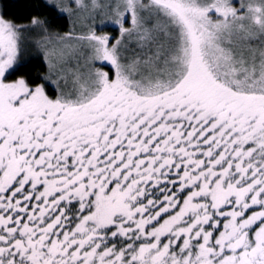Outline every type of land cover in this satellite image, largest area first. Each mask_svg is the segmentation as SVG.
Instances as JSON below:
<instances>
[{"label":"snow or ice","instance_id":"6c2138e0","mask_svg":"<svg viewBox=\"0 0 264 264\" xmlns=\"http://www.w3.org/2000/svg\"><path fill=\"white\" fill-rule=\"evenodd\" d=\"M47 3L0 10V264H264V0Z\"/></svg>","mask_w":264,"mask_h":264},{"label":"trees","instance_id":"16d2710c","mask_svg":"<svg viewBox=\"0 0 264 264\" xmlns=\"http://www.w3.org/2000/svg\"><path fill=\"white\" fill-rule=\"evenodd\" d=\"M0 10L6 11L10 17H25L30 19L31 16H39L47 18L53 29L66 31L69 29L70 23L66 15L59 14L52 9L46 0H0ZM23 22H26L24 20ZM43 64L42 57L40 63L37 64L35 70L44 71L41 67Z\"/></svg>","mask_w":264,"mask_h":264},{"label":"rangeland","instance_id":"374dc122","mask_svg":"<svg viewBox=\"0 0 264 264\" xmlns=\"http://www.w3.org/2000/svg\"><path fill=\"white\" fill-rule=\"evenodd\" d=\"M47 1V0H46ZM70 23V22H69ZM71 27V25L69 26V28Z\"/></svg>","mask_w":264,"mask_h":264}]
</instances>
